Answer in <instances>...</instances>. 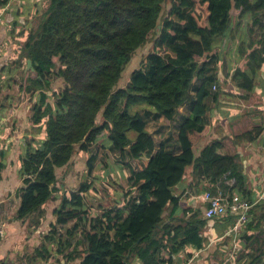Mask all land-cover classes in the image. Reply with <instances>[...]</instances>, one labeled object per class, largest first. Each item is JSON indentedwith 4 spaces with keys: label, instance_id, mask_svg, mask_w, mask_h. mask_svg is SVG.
Returning a JSON list of instances; mask_svg holds the SVG:
<instances>
[{
    "label": "trees",
    "instance_id": "obj_1",
    "mask_svg": "<svg viewBox=\"0 0 264 264\" xmlns=\"http://www.w3.org/2000/svg\"><path fill=\"white\" fill-rule=\"evenodd\" d=\"M8 1L0 0V8ZM166 1L170 8L165 13ZM261 11L264 0H49L35 28L29 31L26 20L27 26L18 33L26 37L22 43L18 40L17 47L21 57L31 60L34 70L22 77V87L35 92V100L20 153L22 185L15 216L29 220L28 232L43 224L44 205L59 191L57 169L78 152L88 154L87 180L63 193L53 209L55 222L30 261L177 264L181 251L205 246L207 203L201 196L195 206L187 204L190 190L231 192L234 188L229 190L224 180L234 178L236 188L243 182V172L218 141L206 144L196 156L195 140L208 133L210 103L221 97L218 48L232 19L236 15L252 19L256 26ZM261 27L258 43L249 28L243 37L246 47L238 46L248 57L246 67L236 65L228 73L235 87L254 95L253 85L264 81L259 75L264 67ZM149 42L151 51L126 85L118 86L124 67ZM51 77L61 81L59 90L52 88ZM182 106L188 113L176 132L178 153H174L147 131V123L159 117L172 121ZM100 142L119 153L128 171V189L123 204L104 209L95 223L88 218L86 204ZM4 157L0 153V179ZM251 211L253 217L238 229L256 232L244 236L247 247L234 254V264H264V200ZM237 217L227 212L214 218L228 229Z\"/></svg>",
    "mask_w": 264,
    "mask_h": 264
},
{
    "label": "crops",
    "instance_id": "obj_2",
    "mask_svg": "<svg viewBox=\"0 0 264 264\" xmlns=\"http://www.w3.org/2000/svg\"><path fill=\"white\" fill-rule=\"evenodd\" d=\"M22 1L24 0H9L0 8V153H4L6 162L0 179V261L3 260L6 264H17L26 249L34 250L41 242L37 235L39 229L26 235L25 223L15 216L20 202L18 190L22 185L18 175L20 153L30 132L31 106L35 100V92H25L22 87V77L28 70L25 71L27 59L20 55L18 40L21 38L22 43L26 36H19L21 29L15 27L21 18L16 15V8ZM246 21L251 24V21ZM15 22L17 24L14 26ZM223 91L217 102L210 103L206 116L209 131L204 137L195 140V155L206 144L218 141L225 154L235 156V161L243 172V182L236 188L234 178H226L224 185L229 190L233 187L232 193L239 194L248 201L251 199L255 204L264 200V81L253 85L255 95L238 89L235 85ZM187 113V107L182 106L178 116L172 121L162 117L150 118L147 131L157 141L164 142L167 149L178 153L176 132ZM188 172L190 181L191 168ZM205 183L212 187L211 182ZM218 192L222 191L218 189L216 193ZM174 193L178 194L179 191L174 190ZM202 195L203 192L196 194L192 187L187 204L195 206ZM260 214L258 212L257 216ZM252 215L251 211L248 216L253 217ZM235 224L226 229L225 225L216 223L215 218L208 219L205 246L181 251L176 256L177 264H234V254L247 247L244 236L256 232H240L239 226ZM31 264L50 262L35 260ZM74 264H79V260ZM131 264L139 263L134 261Z\"/></svg>",
    "mask_w": 264,
    "mask_h": 264
},
{
    "label": "rangeland",
    "instance_id": "obj_3",
    "mask_svg": "<svg viewBox=\"0 0 264 264\" xmlns=\"http://www.w3.org/2000/svg\"><path fill=\"white\" fill-rule=\"evenodd\" d=\"M48 2L49 0H24L21 2L19 7L16 8V15L21 16L20 21H18L20 22L19 27L21 31L25 28V24L27 25V19L29 20V31L32 28L36 27V25L40 21L41 13L47 6ZM169 8L170 2L166 1L163 6L164 12L166 13ZM236 17L237 15L234 17V19H232L231 29L229 30L226 39L222 41V45H220V47L218 48L220 54V62L218 63V66L222 74L219 85L221 92L226 88L232 87V85H234L228 73L233 72L236 65H240V67L242 68L246 67L244 63L248 59V57H244V54H241L238 50V46L243 44L246 47L247 45L248 41L243 37L248 36V30L249 28H252L253 34L255 35L253 37L256 38V41L258 43L260 41L259 33H261V26L264 25L263 11L259 12V18L261 21H258V24H256V26L253 24H248V22L246 21H252V19H238ZM237 22H241L242 26L238 25ZM152 46L153 44L149 42L142 48L136 50L134 57L124 67V70L122 71L121 77L118 81V86L126 85L131 72L141 65L147 53L151 51ZM14 51L16 52L15 48ZM159 52L163 53L164 50H160ZM253 65L255 68L258 67L255 61H253ZM259 73L264 80V67ZM51 82V86L53 89L55 88L59 90L62 85L60 80L52 77ZM212 90H215L213 86ZM223 92L225 93V91ZM26 131L28 132L29 129ZM101 143L102 142L98 144V159L95 163L96 166L91 176L92 178L89 179L92 180L93 186L87 192V199L89 203L86 204L89 208L88 218H92L95 223L98 222V219L104 209L114 205L121 206L123 204V202L126 200L123 194L128 189V183L125 180L126 176L128 175V171L122 167L124 163L121 162L119 153H112L107 149L105 143L104 148L101 146ZM87 157V153L78 152L73 155L68 165L57 169L58 180L56 186L59 188V191L54 193L53 199L49 200L44 205V217L42 221L43 224L40 226V228H38L39 231L37 233V235L39 236L38 238L40 239L39 241H42L45 234L50 230V224H53L55 222L53 209L58 206L62 197H60L61 193L65 192L66 194H69L70 191L77 189L80 182L87 180L88 175L86 173L85 164ZM132 165L136 167L135 162H133ZM22 223H25L24 228L27 231L29 220L26 219ZM58 228L61 229L60 227ZM64 231L65 228L61 229L62 233ZM27 233L28 231L26 232V235H28ZM78 236L79 234L77 233L75 238H78ZM32 254L33 249H26L22 256L19 255L21 261L18 260L17 264H31L35 262L34 260L30 261V259L32 258ZM36 261L39 262L43 260ZM48 261L51 264V262H53V258L49 259Z\"/></svg>",
    "mask_w": 264,
    "mask_h": 264
},
{
    "label": "built area",
    "instance_id": "obj_4",
    "mask_svg": "<svg viewBox=\"0 0 264 264\" xmlns=\"http://www.w3.org/2000/svg\"><path fill=\"white\" fill-rule=\"evenodd\" d=\"M2 20L0 14V21ZM215 88V86H213ZM207 203L203 211V215L207 219L219 217L227 212H234L238 215L235 226L246 222L249 210L254 202L248 201L246 198L241 197L239 194L230 192L210 193L205 192L202 195Z\"/></svg>",
    "mask_w": 264,
    "mask_h": 264
},
{
    "label": "water",
    "instance_id": "obj_5",
    "mask_svg": "<svg viewBox=\"0 0 264 264\" xmlns=\"http://www.w3.org/2000/svg\"><path fill=\"white\" fill-rule=\"evenodd\" d=\"M157 28L159 29L160 28V25L157 26ZM27 70H30V71H33V67H32V63H31V60L30 59H27L26 60V64H25V71Z\"/></svg>",
    "mask_w": 264,
    "mask_h": 264
}]
</instances>
